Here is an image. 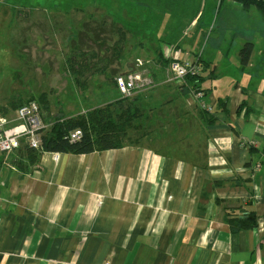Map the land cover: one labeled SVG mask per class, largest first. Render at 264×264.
I'll return each instance as SVG.
<instances>
[{"label": "crops", "instance_id": "1", "mask_svg": "<svg viewBox=\"0 0 264 264\" xmlns=\"http://www.w3.org/2000/svg\"><path fill=\"white\" fill-rule=\"evenodd\" d=\"M162 55L193 61L196 54L163 45ZM132 65L139 71L149 64L136 59ZM83 77L97 83L93 96L107 87L105 74ZM250 82L249 76L226 83L216 78L195 102L179 98L175 83L156 90L153 103L171 101L164 107L174 114L166 116L163 132L174 125L180 132L167 143L174 152L154 147L150 137L102 152L44 153L36 164L21 153L27 149L3 154L0 264H264V93ZM95 85L90 90L97 91ZM163 85L158 79L156 86ZM218 97L226 99L229 115L215 114L218 123L201 131L193 105L213 108ZM244 97L255 111L247 121L235 116ZM105 104L79 111L68 106L59 116ZM234 179L244 185L214 186ZM216 200L254 212L257 226L231 233Z\"/></svg>", "mask_w": 264, "mask_h": 264}, {"label": "rangeland", "instance_id": "2", "mask_svg": "<svg viewBox=\"0 0 264 264\" xmlns=\"http://www.w3.org/2000/svg\"><path fill=\"white\" fill-rule=\"evenodd\" d=\"M218 2L0 0V114L12 115L14 111L6 109L14 97L26 100L44 94L49 104L48 112L41 108L46 122L60 113L66 114L68 106L79 111L113 102L116 98L122 99L115 77L138 71L132 60L139 59L142 64H149L148 70L141 67L140 73L144 72L147 77L155 74L156 79L161 80L164 71L157 68V52H162L163 45L174 51L176 44L163 43L174 38L180 42V48H189L194 54H201L203 59L214 61L217 65L215 70L222 74L223 83L249 76L250 84L264 93V21L252 7L243 11L238 5L225 2L221 9L217 7ZM197 7L201 12L195 16ZM216 11L220 15L215 21ZM201 16H204L203 21L198 23ZM120 31L124 33L122 57H125L120 59L122 62L108 64L112 45L121 37ZM73 37L76 39H71ZM247 43L253 45V51L248 67L241 74L239 52ZM75 46L77 51L95 55V61L91 62L98 64L97 69L103 70L96 72L106 75L105 82L101 83L107 87L98 93V97L99 88L95 81L87 79L86 88L81 89L74 82L72 72L66 69L67 56L74 55L77 61L79 52H74ZM94 85L97 91L90 90ZM153 87L140 92L150 107L155 105V91L171 88L172 85L167 83ZM162 113L165 116L174 115L166 107L162 108ZM171 121L175 123L176 117L172 116ZM147 126L148 121L143 136L152 137L154 147L174 152L176 148L167 143L179 137L177 126L166 132L162 129L148 132ZM135 136L129 133V140H124L125 143ZM167 137L170 138L165 141Z\"/></svg>", "mask_w": 264, "mask_h": 264}, {"label": "trees", "instance_id": "3", "mask_svg": "<svg viewBox=\"0 0 264 264\" xmlns=\"http://www.w3.org/2000/svg\"><path fill=\"white\" fill-rule=\"evenodd\" d=\"M203 1L207 2L208 0ZM184 2L186 3L187 0H184ZM225 2L238 5L243 11H248L252 7L258 12V15L264 21V0H219L217 7L221 9L224 8ZM199 12H201L200 8L196 10L195 16L199 14ZM219 15L220 12L218 13V11H216L215 21L218 20ZM227 15L229 16L230 14ZM203 17L204 16H201L198 19V23L203 21ZM119 34L121 37L112 45V55L110 60L107 62L108 64L114 61L122 62L124 59V57H122V48L125 41L123 36L124 33L120 31ZM163 43H168L169 45L176 44L174 49L180 48L181 45L176 38L171 41H164ZM75 48L76 46L73 49L74 52H79L78 56L76 55L77 61H75L74 55L67 56L65 60L66 69L68 72H72L71 74L73 76V80L78 87L85 89L86 87L84 86H86L87 79L83 77L84 74H93L100 69H97L98 64L91 62L96 59L95 55L77 51ZM252 51L253 45L251 43H247L239 52V70L242 71L241 74H243L249 65ZM114 55L117 57H114ZM121 58L122 60H120ZM194 58H198L196 61L200 71L197 75H188L184 77V85L182 87L180 86L177 93L179 98H187L191 93H202L203 97H205V95L209 94L211 88L206 89L204 88V85L206 83L210 85L216 78H222V74L216 72V67H212L214 61L205 58L203 59L201 54H196ZM157 59V68L164 71L162 79L165 81V75L169 69L170 60L164 58L162 52L159 50L157 52ZM144 70H148V67ZM102 71L103 70H100V72ZM151 78L155 84L153 88H155L158 78L156 79L155 74H153ZM169 84H174V82ZM241 92L246 97L247 88H242ZM245 97L239 104L235 116H242L247 121L250 114L255 111L249 106ZM30 100H35L39 104L40 108L45 110V113L48 112L49 104L44 94L31 96L26 100L21 99V97H14L8 102V109L6 110L13 111ZM169 102L171 101L159 102L150 107L144 102L142 94L138 93L131 98L117 99L101 107L93 108L83 114L71 118H64L63 116L54 118L48 117V121L50 122H47L50 124V128L42 136L41 146L39 149L24 150L21 153L29 155V159L32 160V163L36 164V159L44 153L80 155L119 149L124 147L125 144L137 146L140 144L142 139L146 138L143 135L145 133L144 129H146L147 121L149 122V126H147L148 132L160 129L163 131L164 126L169 123L165 114L162 113V108ZM226 103L225 98L218 97L216 98L215 107L210 110L197 103H195L196 105H193L194 107L192 110L196 109L195 121L199 123L201 131L202 127L205 128L218 123V119L215 114L223 113L226 116L229 115L226 109ZM75 130L82 132V138L78 141L70 142L67 138V134ZM131 132L136 136L133 140L129 141V143H125L124 140L129 138L128 135ZM253 151L254 148L252 146L249 147V152ZM261 154L264 155V147L261 150ZM35 168L40 169L39 166H35ZM225 185L242 186L244 185V181L234 179L230 182L214 183L215 187ZM215 203L222 207V222L229 227L231 233L236 234L242 231H248L257 226V216L254 212L245 211L239 206L225 205V202L220 200H216ZM199 212L201 213V210H199Z\"/></svg>", "mask_w": 264, "mask_h": 264}, {"label": "built area", "instance_id": "4", "mask_svg": "<svg viewBox=\"0 0 264 264\" xmlns=\"http://www.w3.org/2000/svg\"><path fill=\"white\" fill-rule=\"evenodd\" d=\"M199 71L195 58L193 61L170 59L164 82H174L182 87L184 77L197 75ZM115 82L122 98H131L155 85L151 77L139 71L121 74L115 78ZM189 96L194 102L196 99L204 98L202 93H191ZM13 111L11 116L0 114V157L22 149L38 150L42 136L50 128V124L44 120L41 108L35 100H30ZM67 138L70 142L78 141L82 138V132L79 130L69 132Z\"/></svg>", "mask_w": 264, "mask_h": 264}]
</instances>
